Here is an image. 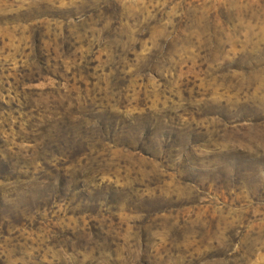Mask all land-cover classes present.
Listing matches in <instances>:
<instances>
[{
    "label": "rangeland",
    "instance_id": "1",
    "mask_svg": "<svg viewBox=\"0 0 264 264\" xmlns=\"http://www.w3.org/2000/svg\"><path fill=\"white\" fill-rule=\"evenodd\" d=\"M0 264H264V0H0Z\"/></svg>",
    "mask_w": 264,
    "mask_h": 264
}]
</instances>
